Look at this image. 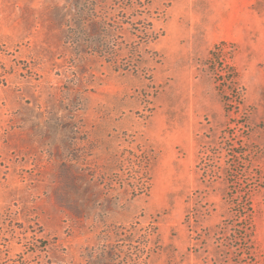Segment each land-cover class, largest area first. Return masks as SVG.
Returning a JSON list of instances; mask_svg holds the SVG:
<instances>
[{
  "label": "rangeland",
  "instance_id": "rangeland-1",
  "mask_svg": "<svg viewBox=\"0 0 264 264\" xmlns=\"http://www.w3.org/2000/svg\"><path fill=\"white\" fill-rule=\"evenodd\" d=\"M0 264H264V0H0Z\"/></svg>",
  "mask_w": 264,
  "mask_h": 264
}]
</instances>
